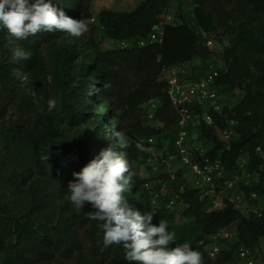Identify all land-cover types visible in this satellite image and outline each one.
<instances>
[{"label": "rangeland", "instance_id": "obj_1", "mask_svg": "<svg viewBox=\"0 0 264 264\" xmlns=\"http://www.w3.org/2000/svg\"><path fill=\"white\" fill-rule=\"evenodd\" d=\"M141 1L128 0L122 8L111 11L129 12ZM65 2L56 0V7L60 8ZM173 2L163 16V22L179 24V13L191 24L192 1ZM263 25L262 21L255 25L257 35L262 32ZM55 33L58 36L56 40L44 43L36 38L16 40L6 30L0 31V264H129L125 260L122 245L103 247V234L99 228L101 222L87 217L89 212L94 211L90 204L86 203L82 211L77 212L69 201L67 186L72 180L66 173L70 171V164L59 162L58 174L41 177L30 164H23L16 159L8 160L14 145L40 136L51 137L52 145L67 150L79 142H85L101 151L112 143L115 145L114 151L121 154L123 148L110 135L115 126H121L124 133L137 121L142 127H148L151 121L147 119L148 113L160 107V103L152 107L146 102L135 115H129L116 103L106 102L105 96L99 91V73L82 72V68L89 65L95 56L88 41L99 42L101 39L102 29L96 19H92L89 31L78 40L59 31ZM206 41L211 42L208 48L211 55L206 59H194L188 65L183 64L188 70L195 71L198 77L204 73L209 62L221 68L222 54L228 45V39L221 36L210 35L202 39L207 47ZM15 47L29 51L31 58L27 61L14 60L12 51ZM111 49H118V46L112 40L101 39L98 50L103 52ZM62 56H72L64 67L63 90L69 95L64 108L59 104L60 95L52 67L53 60ZM165 77L166 74L161 75L162 80ZM220 94L228 111L243 97V92L236 90L221 91ZM50 99L56 100L52 110L48 109ZM149 127L159 130L160 138L150 143L146 138L131 137L137 160L132 163L134 175L130 190L125 194L134 204H139L143 212H152L161 221L168 222L169 231L175 235V241L167 246L169 249L183 242L198 241L196 246H202L206 257L212 261L217 256L211 258L210 250L216 246L219 253L233 249V258L227 264H245L238 259V251L234 249L235 224L219 231L218 235L204 238H201V233L195 227L189 225V220L183 215L185 205L176 196L182 189L192 188L191 175L177 161L158 156L163 149L166 151L164 153H172L173 129L164 128V124L156 117ZM231 127L229 130H232ZM214 134L226 146L236 139L234 132L227 137L217 130H214ZM189 137L193 144L200 145L208 152L213 147L200 135L199 129H190ZM136 143L142 147L136 148ZM247 162L248 156L242 155L237 160L234 173L246 172ZM62 172L63 176H60ZM170 173L174 180L169 178ZM16 177L22 179L17 181ZM247 180L243 183L247 182L248 188L239 191L245 197L241 205L244 216L262 208L261 199L246 196L247 190L256 185L257 177L250 174ZM138 182H141L140 190L135 193ZM205 203L204 212L214 211L211 201ZM39 229H42L47 241L42 247L24 235ZM40 250L46 253V260L38 258ZM254 256L255 264H264V238L259 240Z\"/></svg>", "mask_w": 264, "mask_h": 264}, {"label": "trees", "instance_id": "obj_2", "mask_svg": "<svg viewBox=\"0 0 264 264\" xmlns=\"http://www.w3.org/2000/svg\"><path fill=\"white\" fill-rule=\"evenodd\" d=\"M65 1L60 8L67 16L77 20L86 19L88 24L92 21V0ZM190 1L194 4L192 23L189 24L184 16L178 13L180 23L167 24L162 18L171 8L173 0H143L129 12L111 11L122 8L128 0H95L93 10L102 9L96 18L102 29L101 39L128 41L131 47L101 52L98 50L101 39L99 42L89 40L88 44L95 51V56L89 65L82 68V72L99 73L100 89L103 84L110 83V89L101 91L106 102L116 103L129 115H135L146 102L158 100L160 107L156 118L164 124V128L173 129L175 117L165 95L166 84L165 80L161 79L163 70L190 63L194 59L209 57L212 52L202 43V39L210 35L228 39V45L222 54L223 63L218 70L219 76L215 80V89L219 94L221 91L236 90L243 92V97L231 111L224 106L220 113H211L213 127L201 126L198 129L200 135L213 145L208 157L220 161L227 171L237 167V160L242 155L248 156L246 170L256 176L258 181L247 190L246 196L255 194L261 199L262 208L244 216L226 201L222 209L204 212L206 201L202 200L195 190L184 188L178 196L185 205L184 217L189 220V225L201 233V238L215 235L235 224L234 249L238 251L242 247L254 253L259 240L264 238V28L260 34L255 33V25L260 21L264 24V0ZM157 26L163 29L161 43L136 46L138 40L147 38ZM57 37L55 32H43L30 39L36 38L40 42L50 43ZM70 58L72 56H62L59 59L57 57L52 63L55 84L60 95L59 104L63 108L69 98L63 90L64 67ZM231 123L236 139L226 146L217 139L214 130L224 131L230 128ZM115 129L122 131L119 125H116ZM125 134L130 138L137 136L156 141L160 138L159 130L142 127L139 121L133 123ZM50 140L51 137L40 136L20 141L14 145V149H10L8 160L16 159L23 164H30L34 172L41 177L58 174V164L63 161L70 164V171L64 172L73 180L72 170L79 172L100 152L85 142H79L67 150L52 145ZM123 152L131 163L137 160L134 143L126 149L123 148ZM64 172L60 173V176H63ZM20 179L22 177L15 178L17 181ZM140 184L141 182H138L135 186V193L139 192ZM124 195L133 209L144 213L141 206L134 204L128 194ZM162 215L163 213L160 217ZM159 221L161 219L154 216L152 223L158 225ZM24 235L32 242L40 243L41 247L47 242L42 229L37 232L29 231ZM197 242L190 244L202 253L204 264H227L233 258L232 249L218 253L212 261L206 257L202 246H196ZM39 254V259L46 257V253L41 250Z\"/></svg>", "mask_w": 264, "mask_h": 264}, {"label": "clouds", "instance_id": "obj_3", "mask_svg": "<svg viewBox=\"0 0 264 264\" xmlns=\"http://www.w3.org/2000/svg\"><path fill=\"white\" fill-rule=\"evenodd\" d=\"M16 40L24 41L38 33L62 32L79 38L89 31L86 19H73L56 7V0H0V31ZM16 61H27L31 53L22 47L12 51ZM21 75V73H17ZM110 83L103 84V91L110 89ZM56 106V100L48 101V109ZM112 140L126 149L132 143L124 132L113 129ZM115 145L102 149L99 154L84 165L79 172H73L68 183V199L77 212L90 204L93 212L87 217L99 223L104 248L122 245L125 260L129 264H204L202 253L189 242L167 246L175 241L167 221L152 223L154 213L134 210L124 195L130 190L133 165L126 153L117 154ZM136 143V148H141ZM47 159V156L44 157Z\"/></svg>", "mask_w": 264, "mask_h": 264}, {"label": "built area", "instance_id": "obj_4", "mask_svg": "<svg viewBox=\"0 0 264 264\" xmlns=\"http://www.w3.org/2000/svg\"><path fill=\"white\" fill-rule=\"evenodd\" d=\"M163 29L161 26L154 28L152 33L145 38L136 42V46L143 47L152 43H161ZM118 46V49L130 48L128 41H112ZM207 48L211 45L210 41H206ZM217 68L213 62H209L205 66L204 73L197 76L195 71L188 70L186 66L177 65L163 70L165 77V95L169 100L175 123L173 127L174 138L172 141V153L166 152L164 149L159 153V158L166 157L169 161H177L182 168L187 169L191 175L192 190H195L202 200L211 201L214 211L223 208L224 202H228L235 209L242 213L241 205L245 197L239 194V191L247 189V182L244 180L250 178L248 171L234 173L227 171L218 160H211L208 157V151L204 150L200 145L193 144L189 137L190 129H198L201 126L213 127L214 120L211 113H220L224 105L222 96L215 89V80L219 76ZM152 107L158 100H150L147 102ZM158 108L148 113V127L155 119ZM233 123L230 124V127ZM147 126V125H146ZM230 128L221 131L220 134L228 136L232 134ZM147 141L152 143L156 141L148 138ZM169 178L174 180V176L170 173ZM241 183H243L241 185ZM241 185V186H240ZM148 188V185L145 184ZM183 191V189H182ZM179 194L177 198L179 199ZM252 199H257L253 193L250 194ZM218 235V234H217ZM219 253L218 248L214 246L210 250L209 256L214 258ZM238 259L245 264H255L254 253L245 248L238 249Z\"/></svg>", "mask_w": 264, "mask_h": 264}, {"label": "crops", "instance_id": "obj_5", "mask_svg": "<svg viewBox=\"0 0 264 264\" xmlns=\"http://www.w3.org/2000/svg\"><path fill=\"white\" fill-rule=\"evenodd\" d=\"M95 0H92V2H91V5H90V12H91V15H92V19H96L97 18V15H98V13L102 10V9H98V10H96V9H94L93 10V2H94ZM174 2L173 3H175V2H178V1H182V0H173ZM191 63V62H190ZM189 63H186L185 65H188Z\"/></svg>", "mask_w": 264, "mask_h": 264}]
</instances>
